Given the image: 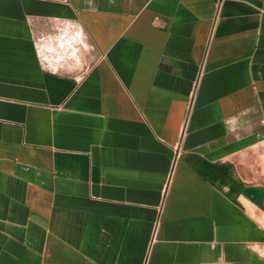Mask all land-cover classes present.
Listing matches in <instances>:
<instances>
[{"label":"crops","instance_id":"obj_1","mask_svg":"<svg viewBox=\"0 0 264 264\" xmlns=\"http://www.w3.org/2000/svg\"><path fill=\"white\" fill-rule=\"evenodd\" d=\"M0 264H264V0H0Z\"/></svg>","mask_w":264,"mask_h":264}]
</instances>
